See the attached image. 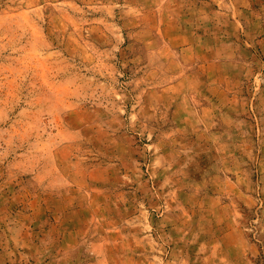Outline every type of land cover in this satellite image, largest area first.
Returning <instances> with one entry per match:
<instances>
[{
  "label": "rangeland",
  "instance_id": "obj_1",
  "mask_svg": "<svg viewBox=\"0 0 264 264\" xmlns=\"http://www.w3.org/2000/svg\"><path fill=\"white\" fill-rule=\"evenodd\" d=\"M0 264H264V0H0Z\"/></svg>",
  "mask_w": 264,
  "mask_h": 264
}]
</instances>
